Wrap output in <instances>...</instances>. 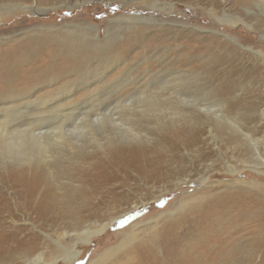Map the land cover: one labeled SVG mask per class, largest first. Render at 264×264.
I'll use <instances>...</instances> for the list:
<instances>
[{
    "label": "bare ground",
    "instance_id": "bare-ground-1",
    "mask_svg": "<svg viewBox=\"0 0 264 264\" xmlns=\"http://www.w3.org/2000/svg\"><path fill=\"white\" fill-rule=\"evenodd\" d=\"M17 1L20 11L41 12L26 6L27 0ZM139 6L156 12L164 6L172 9L161 0H143ZM218 6L213 3L211 11ZM8 7L0 4V23L14 13V6ZM230 17L224 12L222 20ZM136 21L133 16L109 20L103 40L98 29L83 25L57 34L38 28L19 39L0 31V185L12 191L10 198L0 192V264H74L82 255L79 244H88L137 209L130 194L119 192L132 180L130 172L148 192L179 191L194 182L202 186L182 193L173 206L142 225L128 226L117 244L87 264H258L254 258L264 246L258 236L264 217L258 213V199L248 191L262 193V188L244 180L208 185L212 169L203 174L199 168L207 166L213 153L202 139L209 125L231 135L232 152L247 157L248 162L234 167L217 146L230 176L245 168L260 173L263 141L229 118L235 106L230 88L219 92L226 102L210 99L207 85L200 83L201 64L186 59L196 47L177 61H117L137 43L131 33L116 44L119 30ZM163 37L147 40L140 54ZM181 152L192 156L188 164ZM99 156L105 159L92 162ZM124 207L127 213H122ZM112 210L120 211L118 216ZM23 215L56 225L67 222L73 230L56 231L53 238L46 234L44 255L33 224L26 223L32 229L6 225L7 217L16 222Z\"/></svg>",
    "mask_w": 264,
    "mask_h": 264
},
{
    "label": "rangeland",
    "instance_id": "rangeland-1",
    "mask_svg": "<svg viewBox=\"0 0 264 264\" xmlns=\"http://www.w3.org/2000/svg\"><path fill=\"white\" fill-rule=\"evenodd\" d=\"M27 1L24 3L26 6L33 5L35 11L41 10V12L36 14L29 9L20 11L16 6L19 1L0 0V4L10 6L7 10L14 6L12 8L14 13L5 17L0 23V31H4L6 35L12 33L15 39H19L22 33L36 32L35 30L38 28L54 29L55 32L52 33L57 34L58 30L68 31L72 30L71 26L83 25L98 29L99 38L103 40L109 20L133 16L134 18L138 17V22L132 23L131 27H122L124 26L122 25L118 39L114 42L122 43L133 33L132 36H135L137 43L126 54L118 56L117 61H177L192 52L191 46L196 47L197 51L193 57L186 59L201 64V71H198L199 79L201 77L200 83L207 85L210 99L225 101L219 92L224 87L230 88L232 95L229 99L234 101L235 106L229 110V118L240 127L242 126L241 128L245 129L246 133L264 143V2L246 0L243 4H236L235 0H161L164 4L171 3L172 9L164 6L163 11L156 12L149 10L148 6L141 8L139 5L143 0H38L40 7L37 5V0ZM213 3H218L219 6L212 12ZM224 12L229 17L231 16L230 20L236 19L242 22L234 25L229 19L223 21ZM137 30L140 33H137ZM156 31L158 34L155 33ZM163 31L167 32L159 33ZM160 34L164 36L161 42L159 44L152 42L151 45H148V51L141 55L140 46L145 45L147 40H154L153 36ZM230 136L226 131L221 133L214 124L205 129L202 139H206L208 147L212 149L210 150L213 153L206 164L207 166L204 169L200 167L199 172L205 174L209 169H212V171L210 170L212 177L210 176L208 185L242 180L247 183H255V185L259 184L262 193L248 192L258 199L257 201L262 207L258 213L264 217V168L261 169L262 171L260 170V173L254 172L251 168H245L240 174L230 176L221 166V157L216 150L217 146L222 150L220 152L222 157L232 166L240 168L241 161L248 162L246 155L232 152L235 143L228 141ZM211 137L214 138V142ZM261 150L264 153V144L261 146ZM86 151L90 152L91 149H86ZM185 154V152H181L180 157H184L188 164V160L192 156L189 152V157ZM100 158L105 159L103 156H99L92 162L99 161ZM171 166L175 167L173 164ZM2 171L0 169V173ZM129 175L132 180L119 192L130 194L133 197L131 203H137V209L129 210L127 213V207L122 208V213H127V216L118 218L105 233L93 237L88 244H79L82 255L74 264H87L104 249L117 244L120 232L128 226L136 222L140 223L138 226L142 225L162 210L173 206L182 193L200 189L202 186L200 183L194 182L190 187H184L183 190L180 187L179 191L174 188L168 190L153 188L148 192V186L144 185L142 180L132 172ZM207 184L206 186H208ZM74 185L77 186V184ZM7 189L6 186L0 185L2 195L10 198L12 191H7ZM154 196H159V200L153 199ZM7 202L16 214H20L16 211L13 200L8 199ZM17 204L23 205L22 202ZM132 206L130 205V207ZM249 208L248 211L252 212L255 207L250 204ZM111 212L114 217L118 216L120 211L117 214H115L116 210ZM28 222L34 225L33 230L40 238L38 251L44 252V255L48 254V251L43 248L47 244L44 238L46 234L53 238L56 231L59 233L73 230V226L67 222L56 225L46 222V220L42 221L34 215L30 217L23 215L16 222H11L8 217L5 219L6 225L14 223L26 225ZM26 226L32 229L31 226ZM85 226L86 224H83L79 229ZM258 236L263 238L262 243H264L263 229ZM254 261L264 264V246ZM20 264L24 263L21 261ZM55 264L65 263L57 262Z\"/></svg>",
    "mask_w": 264,
    "mask_h": 264
}]
</instances>
